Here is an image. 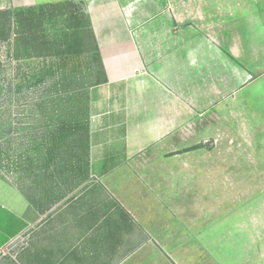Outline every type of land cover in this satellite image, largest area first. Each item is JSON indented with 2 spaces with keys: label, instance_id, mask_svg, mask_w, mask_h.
<instances>
[{
  "label": "crops",
  "instance_id": "obj_1",
  "mask_svg": "<svg viewBox=\"0 0 264 264\" xmlns=\"http://www.w3.org/2000/svg\"><path fill=\"white\" fill-rule=\"evenodd\" d=\"M78 2L106 75L89 92L92 185L71 196L56 177L42 187L41 172L26 191L0 180V251L32 235L24 264H178L157 232L187 229L188 170L199 166L187 160L189 141L203 137L221 90L264 73V0ZM116 208L137 229L125 245L121 213L105 225Z\"/></svg>",
  "mask_w": 264,
  "mask_h": 264
},
{
  "label": "rangeland",
  "instance_id": "obj_2",
  "mask_svg": "<svg viewBox=\"0 0 264 264\" xmlns=\"http://www.w3.org/2000/svg\"><path fill=\"white\" fill-rule=\"evenodd\" d=\"M57 1L36 0L39 4L23 6L20 0H0V10L39 8ZM41 63L16 62L8 57L6 46H0V180L23 191L38 184L34 175L48 159L47 149L58 135L56 126L68 119L67 106L41 110L37 104L44 86L33 84L30 78L27 85ZM80 65L86 66L84 61ZM251 76L242 82L248 86L245 89L221 90L218 113L200 123L203 137L189 141L187 160L199 166L188 170L187 229L157 232L178 264H264V73ZM85 77L93 79L88 80L87 73ZM45 123L51 132H44ZM192 131L189 127V133ZM43 133L51 136L47 144L41 139ZM196 147L200 149L194 150ZM83 155L73 160L67 156L60 163L61 170L53 165L46 172L57 178L62 193L81 194L92 185L88 158ZM43 180L49 190L51 178L41 177L40 183ZM118 213L126 220L127 231L122 229L125 245L127 232L137 231L135 221L116 208L105 225L111 226ZM107 230H115L117 237L121 232ZM138 231L141 236L145 233L144 229ZM33 241L30 235L8 245L0 251V264H24ZM130 264L153 263L144 262L141 256Z\"/></svg>",
  "mask_w": 264,
  "mask_h": 264
},
{
  "label": "trees",
  "instance_id": "obj_3",
  "mask_svg": "<svg viewBox=\"0 0 264 264\" xmlns=\"http://www.w3.org/2000/svg\"><path fill=\"white\" fill-rule=\"evenodd\" d=\"M0 46H6L8 57L16 62L42 61L39 72L26 81L27 85L33 81V84L44 86L37 104L41 110L47 112L52 107L67 106L64 110H67L68 119L56 126L58 135L53 137V147L47 149L48 159L41 162L38 170L42 173L39 177H54L53 173L49 176L46 172L53 165V169L57 166L59 170L67 156L71 160L83 154L88 157L89 92L106 82L89 16L78 0L39 8L0 10ZM83 61L86 66L80 65ZM85 73L88 80L93 79L87 81ZM50 129L45 123L44 132H51ZM48 137L51 136L43 133L41 139L47 144ZM43 181L42 187L47 184Z\"/></svg>",
  "mask_w": 264,
  "mask_h": 264
}]
</instances>
